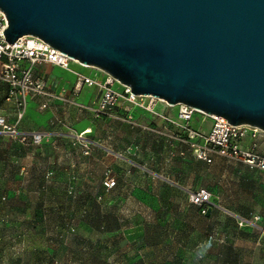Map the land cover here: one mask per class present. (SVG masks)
<instances>
[{"label":"rangeland","instance_id":"374dc122","mask_svg":"<svg viewBox=\"0 0 264 264\" xmlns=\"http://www.w3.org/2000/svg\"><path fill=\"white\" fill-rule=\"evenodd\" d=\"M69 71L108 78L76 63ZM102 94L83 87L79 102L90 109L31 110L21 129L47 132L41 144L0 136V264H264V173L224 159L207 165L186 149L172 155L143 129L151 123L140 107L122 99L102 112ZM7 95L0 81V115L12 119ZM201 189L212 194L208 207L191 203Z\"/></svg>","mask_w":264,"mask_h":264},{"label":"water","instance_id":"95a60500","mask_svg":"<svg viewBox=\"0 0 264 264\" xmlns=\"http://www.w3.org/2000/svg\"><path fill=\"white\" fill-rule=\"evenodd\" d=\"M0 9L10 44L39 37L135 95L264 130V0H0Z\"/></svg>","mask_w":264,"mask_h":264},{"label":"built area","instance_id":"2783aa9c","mask_svg":"<svg viewBox=\"0 0 264 264\" xmlns=\"http://www.w3.org/2000/svg\"><path fill=\"white\" fill-rule=\"evenodd\" d=\"M8 26V18L0 9V81L7 86L6 100L14 107L13 120L8 115H0V136L11 135L18 137L22 142L30 140L33 144H41L47 137V132H29L21 129L29 102L34 101L39 112H45L59 103L67 107L90 109V106L80 104L76 98L83 87L97 86L103 93L100 111L116 106L122 99L140 107L151 123L143 125V129L169 142L170 146L175 148L172 155L184 156L186 149L196 161L207 165L214 164L217 159H224L264 173V130L247 124L233 125L222 116L208 114L183 103L173 106L154 96L146 98L149 95H135L129 86L109 74L105 82L97 83L75 73L77 81L71 90L54 91L46 78L37 74V67L52 65L69 70L73 63L72 58L32 35L24 36L10 44L4 34ZM116 85L118 89L115 88ZM160 104L164 105L162 111L157 110ZM174 108H177L178 120L171 117ZM195 117L200 121L198 129L192 125ZM157 121L177 125L179 131L161 130L154 125ZM208 121L210 128L204 129V124ZM104 185L107 190H111L116 182L107 178ZM191 203L208 207L212 204V194L206 189H201L191 195Z\"/></svg>","mask_w":264,"mask_h":264},{"label":"crops","instance_id":"0c3cea01","mask_svg":"<svg viewBox=\"0 0 264 264\" xmlns=\"http://www.w3.org/2000/svg\"><path fill=\"white\" fill-rule=\"evenodd\" d=\"M36 72H37V74L44 76L46 78V80L48 81L49 85L51 86V89L54 90V91H57V92H60L61 90H64V89L65 90H71L73 87L72 88H70V87L74 86L76 81H77V77H76L75 73L70 72V71L69 72H65L64 69L59 68V67H55V66H52V65L39 66V67H37ZM79 96L76 98V100L78 102H79V99H80ZM89 97L90 96L88 94V97L86 96V99L87 98L89 99ZM82 101L85 103V100H82ZM35 107H36V103L34 101H30L29 102V107H28V112H27L24 120L27 119V117L30 114L31 110H33ZM144 116H146L145 112H144ZM9 118H11V116H9ZM11 120H13V118ZM161 123H163V122H161ZM204 126H205V124H204ZM209 128H210V125H209Z\"/></svg>","mask_w":264,"mask_h":264},{"label":"bare ground","instance_id":"6f19581e","mask_svg":"<svg viewBox=\"0 0 264 264\" xmlns=\"http://www.w3.org/2000/svg\"><path fill=\"white\" fill-rule=\"evenodd\" d=\"M72 62H73V63H76V64H78V65H80V66L83 67V68L97 69V70H99V71H102L101 69H99V68H97V67H94V66H91V65L82 64L81 62H79V61H77L76 59H73V58H72ZM145 97H146V96H145ZM149 97H150V96H147L146 98H149ZM155 98H157V97H155ZM86 132L88 133V132H90V130H87Z\"/></svg>","mask_w":264,"mask_h":264}]
</instances>
